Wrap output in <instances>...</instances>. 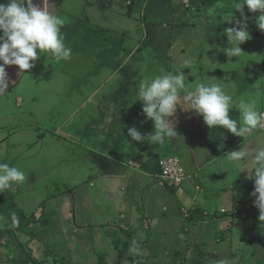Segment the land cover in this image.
Masks as SVG:
<instances>
[{
    "label": "crops",
    "instance_id": "0c3cea01",
    "mask_svg": "<svg viewBox=\"0 0 264 264\" xmlns=\"http://www.w3.org/2000/svg\"><path fill=\"white\" fill-rule=\"evenodd\" d=\"M0 2L6 3L7 0ZM216 2L217 0H33L35 5H40L53 14L62 18L68 16L74 20L70 25L64 22L62 27H81L83 32L88 30L95 34L104 29L117 31L110 15H106V9L121 12L129 19V24L122 23L121 26L125 25L118 31L140 29V34L136 45L127 51L125 61H118L119 69L128 63L127 60L141 52L140 59L131 64L142 75L145 70L147 78L182 71L191 89L201 81L222 84L224 90L233 96L234 106L229 114L239 121L240 113L235 104L241 100L254 102L256 110L264 112L263 101L257 99L260 91L255 93L254 80L242 83L244 76L235 80L238 69L226 70L216 66L214 61L225 47L213 45L215 40L220 42V34L218 29L215 31L210 27H233L235 20H242L246 25L253 22L257 24L259 12L249 11L245 5L241 17L240 12L233 9L234 21L228 23L224 21V17L230 13L229 3L232 2L224 1V8L218 10L216 15L209 16L208 9ZM91 21L98 22V25H92ZM255 32L253 37L263 36L264 39V30ZM223 37L225 42L227 36ZM122 39L124 35L106 43L123 42ZM157 47H160L161 58L165 60L159 62L156 58L157 60L149 61L147 52L149 54V49H158ZM122 49L123 45L119 46V56ZM77 52L79 55L76 57H82L85 51ZM205 54L207 56L204 59ZM69 60L64 64L70 65ZM5 70L9 83L6 91L0 93V163L16 167V151L22 152L27 143H31L29 134L35 133L42 137L43 130L52 134L54 132L49 125L44 126L46 122L35 114L39 112L30 103L34 100L36 104L33 91H39L36 88L39 87L38 83L33 84L34 88H22L21 79L26 70H19L17 65H6ZM104 84L101 83L100 86ZM129 84L132 83L125 80L120 82L123 86ZM127 91L124 94L122 89V94H118L117 92H121L118 89L116 93H112L119 95L123 104L113 103L111 107L105 108L106 111L103 109L105 102L101 106L102 130L104 134H117L114 142L124 144L123 150L119 147L121 151L108 154L104 149L101 152L86 146L92 157V161L89 160L91 172L79 176L75 184H61L64 188L71 186L65 191L56 192V188H53L55 191L50 193V198L45 202L42 201V207H36V212L28 215L30 219L27 221V228L33 234L32 238L23 232L21 233L27 237L16 234L18 227L11 226L13 220L8 215L9 207L6 206L12 204L19 207L23 203L20 196L24 194L23 191L20 194L19 188L31 190L29 193H32V189H35V176L28 173L27 185L18 184L8 190L15 194L12 200L4 199L5 192L0 193V264H39L40 261H44V264H81L79 256H84L85 253L90 255L89 259H83L85 264H96V253L99 251L105 254L106 264H130L128 249L131 244H125L124 230L138 222L144 231L139 234L144 256L136 258L131 264H264V230L250 228L253 229L252 232H247L246 235L255 241L256 246L253 254L250 250L248 255L253 257L250 260L239 258L241 242L236 240L234 232L237 225L234 222L239 219L233 220L234 215L231 213L232 210H239L252 202L251 217L242 220L247 221L245 227L254 225L255 222L251 223V220L257 219L260 214V209L254 203L256 197L252 194L254 178H248L251 160L248 159L239 166L226 160L230 151L241 148L252 153L257 147L264 145V129L247 139L235 136L223 126L209 129L202 116L192 109H186L188 105L181 99L174 117H170L176 122L180 139L170 138L157 145L133 141L128 136V128L135 127L142 134L148 135L154 131V124L142 113V103L138 99V103L135 102L138 87L131 91L128 86ZM26 95L27 103L23 99ZM90 96L91 94L86 100H90ZM126 102L130 103L129 107ZM134 107L135 114L131 115L133 118L129 125L124 126L121 121L115 124L118 112L123 114H120L119 119L122 117L124 120L123 117L131 112L129 109ZM71 120L67 119V122ZM86 128L87 133L91 131L90 125ZM13 129L15 132L11 134ZM71 130L73 133L81 132V128L76 129L75 121L71 124ZM17 132L27 134L30 139L26 141V137H23V142H13L12 138H16ZM34 149L29 154L22 152L24 159L35 161L36 152L40 151L36 146ZM168 156L178 157L187 174L174 186H170L161 177L160 163ZM242 168L244 170L241 171ZM100 203L105 205L104 210ZM103 227V233L107 236L102 234ZM66 234L71 238H67Z\"/></svg>",
    "mask_w": 264,
    "mask_h": 264
},
{
    "label": "rangeland",
    "instance_id": "374dc122",
    "mask_svg": "<svg viewBox=\"0 0 264 264\" xmlns=\"http://www.w3.org/2000/svg\"><path fill=\"white\" fill-rule=\"evenodd\" d=\"M224 1L228 2V0ZM230 1L232 2V0ZM229 5H231V3H229ZM92 11H95V9L92 8ZM106 11H108L106 15H110L113 27H115L117 31L115 29H101L103 31H100L99 34H95V32H89L88 30L83 32L81 27L74 28L70 26L69 29H67V27H62L61 32L64 35L65 44L72 49V55L69 60V62H71L70 65L64 64L67 62L66 60L57 62L50 53L43 52L39 54V59L34 62V66L31 69L26 70L22 76V88H34L33 84L38 83L37 85H39V87L36 85V88L39 91H33V93H35L36 104L34 100H31L30 103L34 105V110L39 112L35 114H37L38 117H41V121L46 122L44 126L49 125V127H52L54 134L48 130H43L42 137L35 133L31 135L29 134L32 141L31 143H27L26 149L22 152L29 154L34 152V146L39 148L40 152H36L37 156L35 161H27V159H24L21 154L22 152H19L18 150L16 151L18 153V165L16 168L22 171L25 175V181L23 183L27 185L28 173H32L35 176L34 180L36 181L35 189H32V193L35 195L29 193L31 190L26 191L23 190V188H19L20 194L22 191V194H24L20 196L22 199L21 202L23 203L19 205L20 208L17 205L15 207L10 206L7 208V213L11 218L12 213H15V216L18 218V223L13 222L11 225L12 227L17 226L19 228V231L16 233L18 235H25L21 233V227H24V224L26 225L27 221L30 219V216L28 215L35 213L36 207H42V201L45 202L50 198V193L55 191L53 188H56V192L58 190L65 191L67 188H71V186L64 188L61 184H75L78 182L79 176L84 174L87 175L91 172L92 168L89 160L92 161V157L88 153L89 149L85 148L86 146L101 152L104 149L108 154L119 152L121 151L120 148H124V144H119L118 141L114 142V139H117V134L115 135L114 133L109 132L104 134V131L102 130L103 124H100L103 119L102 110L106 107H111L113 103L122 102V100H119V95L112 93H116L118 89H121V92L117 93L122 94L123 89V93L127 94L128 86H130V90L133 91L135 87H138L139 82L143 80L142 78L147 77L145 76V70H143L142 75L140 73L141 71L138 69L134 70V65L131 64L140 59L141 52L127 60L128 63H126L123 68L119 69L120 62L118 61L121 59L125 61L129 48L136 45L140 29L118 31L125 25L121 26L122 23L125 22L126 24H129V19L116 10L106 9ZM96 14L100 13L96 12ZM63 19L67 25L74 22V20L68 16H63ZM91 22L92 25H98V22L96 21ZM210 28L215 31L219 30L220 34L218 35V33H216L220 42L215 40L213 45L225 48L229 47L227 40L223 42V39H225L223 36H226L224 29L228 27L217 26L215 29V25H211ZM255 33H249L250 38L240 45L243 51L240 56L228 58L223 51L219 54L221 57L218 55L214 63L217 67H224L226 70L238 69V74L234 76V79H241V77L244 76L242 83L249 82L248 80H254V83H256L255 93H258V90L260 91L257 99H260L261 102L263 101L264 106V39L263 36L258 38L253 37ZM123 35V42L117 41L115 43H106L114 38L117 40ZM121 45H123V49L121 56H119L118 49ZM157 48L158 49L154 50L149 49L151 51L149 54L147 52L150 59L149 61H153L156 58L159 62L165 60V58H161L162 54L159 50L160 47ZM80 50L85 51L84 55H82V57H76V55H79L77 51ZM205 56H207V54L204 55V59ZM154 75H157V73H154ZM94 76H96L95 80ZM39 79H41V82ZM126 79H128L129 83H132V86L130 84L124 86L120 85V82H124V80L128 82ZM101 83L105 84L100 86ZM90 94V100H86ZM23 99L24 102H28L27 95L26 98L23 97ZM84 100L86 101L83 105ZM104 102L106 106L101 110V106ZM135 102L138 103V100ZM12 104L14 106V102ZM129 104V102H126L127 107H129ZM135 107L132 110L131 108L129 109L131 112L128 116L123 117L124 120H122V117L119 119L120 114L122 113L118 112V118H116L117 122L115 124L121 121L124 126L125 124L129 125L133 118L131 115L135 114ZM67 119L69 121L70 119L72 120L71 122H67ZM73 121H75L76 129L81 128V132L73 133L71 130V124ZM87 125L91 126V131L88 133L86 132ZM17 128H19V126ZM57 131H59V133H57ZM10 132L12 134L15 130L13 129ZM17 133L18 135L20 134L19 132ZM18 135L16 138H12L13 142H23V137H26V141L30 139L27 134H20L21 138ZM26 169H28L27 172ZM5 194L6 198L4 199L6 200H12V196L15 195L8 192V190H5ZM23 198H25V200ZM100 205L104 210L105 205L102 203H100ZM104 215L106 216V214ZM25 216L28 217L26 218ZM234 219H239L234 222L237 224L234 228L237 238L236 240L241 242L239 246L240 254L238 256H241L239 258L250 260L249 258H252L253 256L248 255V252L251 250L253 254V249L255 248L256 243L246 234L247 232L251 233L253 229L251 230L250 228L254 227H256V229L264 230V217H260L259 214L257 219L251 220V223L255 222L254 225H246V227L245 224H247V221H242L241 217L238 215H234L233 220ZM239 226L240 229L238 230ZM244 227L245 229H243ZM104 230L105 228L103 227V236L105 235V232L103 233ZM93 231L95 230L93 229ZM66 236L67 238H71L67 234ZM25 237L27 236L25 235ZM29 238L32 237L29 236ZM136 239L140 243L142 249L143 245L140 242L142 240L141 237L138 236ZM26 241L27 240H25V243H27ZM143 251L144 250L142 249V253ZM102 255L105 254L100 251L96 253V262L99 263V257H102ZM84 258L85 260L87 258L89 259L90 255L85 253L84 256H79L81 264H85V260H83ZM62 263L63 262H59V264ZM99 264H103V262Z\"/></svg>",
    "mask_w": 264,
    "mask_h": 264
},
{
    "label": "clouds",
    "instance_id": "9594fccd",
    "mask_svg": "<svg viewBox=\"0 0 264 264\" xmlns=\"http://www.w3.org/2000/svg\"><path fill=\"white\" fill-rule=\"evenodd\" d=\"M245 5L249 11L259 12L257 24L259 29L264 30V0H232L231 11L224 17V21L233 23V9L243 17ZM223 8L224 0H217L208 9V15L214 16ZM234 23L235 26L224 29L229 47L223 51L229 58L240 56L243 52L240 45L250 38L246 23L242 20H235ZM63 24L61 16L35 5L33 0L0 2V93L6 91L9 83L6 65H17L22 71L29 70L43 52L50 53L57 62L71 58L72 49L66 46L61 32ZM137 99L142 103V113L154 124V131L148 135L142 134L135 127L128 128V136L141 143L157 145L170 138H181L176 131L175 120L170 119L174 117L181 99L188 105L186 109H192L202 116L209 129L223 126L235 136L247 139L264 128V112L257 111L254 102L241 100L236 103L240 120L233 119L229 114L234 106L233 96L224 90L222 84L201 81L191 89L182 71L141 80ZM248 159L252 165L248 178H254V203L260 209V217H264V145L252 153L239 148L226 155L228 163L238 166ZM24 181L22 171L7 163H0V193ZM11 216L13 222L18 223L15 213ZM128 252L133 256L141 255L139 242L134 240Z\"/></svg>",
    "mask_w": 264,
    "mask_h": 264
},
{
    "label": "trees",
    "instance_id": "16d2710c",
    "mask_svg": "<svg viewBox=\"0 0 264 264\" xmlns=\"http://www.w3.org/2000/svg\"><path fill=\"white\" fill-rule=\"evenodd\" d=\"M247 29L249 31H252L253 33H255V31L259 30V27H258V24H256L255 22L247 25ZM264 129V128H263ZM5 192V191H4ZM9 192V191H8ZM10 202V201H9ZM8 203V202H7ZM8 205V204H6ZM5 205V206H6ZM11 206H13L12 204H10ZM10 205L6 206V207H10ZM252 206H253V203L251 202L250 205L247 204V205H243L241 208H239V214L238 216L241 217V220H247L249 217H251L250 215V211L252 210ZM2 209V208H1ZM242 213H245V216H241ZM12 219V218H11ZM23 224V223H22ZM27 225L28 224H24V227H21V232L25 233L26 235H29V236H32L33 234L31 233V231L29 230V228H27ZM22 226V225H21ZM16 229V228H15ZM16 230H19V228H17ZM142 231V227L140 225V223H136L134 226L130 227L129 229H125L124 232H125V235H126V241H125V244H132V242L135 240L137 241V237L139 236V234L141 233ZM140 245V243H139ZM143 245V243H142ZM105 255H102V257H99L100 260H99V263L103 262V264H106V257H104ZM140 255L138 256H133L131 254H129V262L130 264L132 262H134L136 260V258H143L144 256V253H142V255L139 257ZM97 262V264H99Z\"/></svg>",
    "mask_w": 264,
    "mask_h": 264
},
{
    "label": "built area",
    "instance_id": "2783aa9c",
    "mask_svg": "<svg viewBox=\"0 0 264 264\" xmlns=\"http://www.w3.org/2000/svg\"><path fill=\"white\" fill-rule=\"evenodd\" d=\"M160 165L161 177L167 180L170 186L179 184L187 176L180 159L176 156L164 157ZM222 211H224V209ZM231 213L233 215H238L240 212L236 208L232 210ZM241 216H245V213H242Z\"/></svg>",
    "mask_w": 264,
    "mask_h": 264
},
{
    "label": "water",
    "instance_id": "95a60500",
    "mask_svg": "<svg viewBox=\"0 0 264 264\" xmlns=\"http://www.w3.org/2000/svg\"><path fill=\"white\" fill-rule=\"evenodd\" d=\"M39 264H44V261H40V262H38Z\"/></svg>",
    "mask_w": 264,
    "mask_h": 264
}]
</instances>
